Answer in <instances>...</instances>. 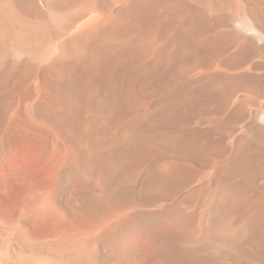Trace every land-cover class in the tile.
Segmentation results:
<instances>
[{"label": "bare ground", "instance_id": "obj_1", "mask_svg": "<svg viewBox=\"0 0 264 264\" xmlns=\"http://www.w3.org/2000/svg\"><path fill=\"white\" fill-rule=\"evenodd\" d=\"M0 264H264V0H0Z\"/></svg>", "mask_w": 264, "mask_h": 264}, {"label": "rangeland", "instance_id": "obj_2", "mask_svg": "<svg viewBox=\"0 0 264 264\" xmlns=\"http://www.w3.org/2000/svg\"><path fill=\"white\" fill-rule=\"evenodd\" d=\"M142 241L140 239H134L133 244H140Z\"/></svg>", "mask_w": 264, "mask_h": 264}]
</instances>
